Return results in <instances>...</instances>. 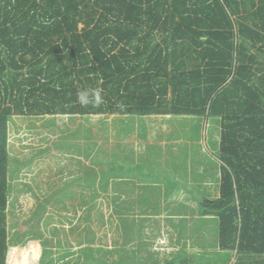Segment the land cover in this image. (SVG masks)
Masks as SVG:
<instances>
[{"label":"trees","instance_id":"16d2710c","mask_svg":"<svg viewBox=\"0 0 264 264\" xmlns=\"http://www.w3.org/2000/svg\"><path fill=\"white\" fill-rule=\"evenodd\" d=\"M105 113L219 118V195L197 220L216 218L218 252L264 254V0H0V264L42 253L7 242L10 118Z\"/></svg>","mask_w":264,"mask_h":264},{"label":"rangeland","instance_id":"374dc122","mask_svg":"<svg viewBox=\"0 0 264 264\" xmlns=\"http://www.w3.org/2000/svg\"><path fill=\"white\" fill-rule=\"evenodd\" d=\"M220 130L194 115H13L8 244L36 242L39 264H230L216 218L196 216L201 196L219 195ZM111 164L104 189L94 179ZM123 218L139 234L126 238Z\"/></svg>","mask_w":264,"mask_h":264},{"label":"crops","instance_id":"0c3cea01","mask_svg":"<svg viewBox=\"0 0 264 264\" xmlns=\"http://www.w3.org/2000/svg\"><path fill=\"white\" fill-rule=\"evenodd\" d=\"M184 45H185V48L189 47V45L187 43H185ZM184 51L189 52L188 49H185ZM152 115H154V114H152ZM210 119H218L219 120V118H217V117H211ZM11 161L12 160H9V164ZM8 182H9V180H8ZM233 254H234V257H233L232 262L230 264H264V254L244 253V252H238V253L233 252Z\"/></svg>","mask_w":264,"mask_h":264},{"label":"clouds","instance_id":"9594fccd","mask_svg":"<svg viewBox=\"0 0 264 264\" xmlns=\"http://www.w3.org/2000/svg\"><path fill=\"white\" fill-rule=\"evenodd\" d=\"M25 264H27V262H25Z\"/></svg>","mask_w":264,"mask_h":264}]
</instances>
